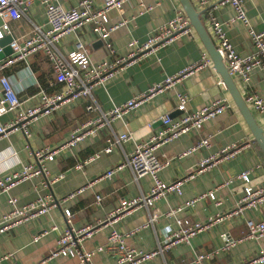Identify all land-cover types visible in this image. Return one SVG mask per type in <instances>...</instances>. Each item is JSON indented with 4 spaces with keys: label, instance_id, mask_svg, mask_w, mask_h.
<instances>
[{
    "label": "crops",
    "instance_id": "obj_1",
    "mask_svg": "<svg viewBox=\"0 0 264 264\" xmlns=\"http://www.w3.org/2000/svg\"><path fill=\"white\" fill-rule=\"evenodd\" d=\"M59 1L66 8L77 6L80 2ZM92 1L94 6L99 8L107 0ZM217 2L210 0L211 5L217 6L212 12L220 22L226 24L230 42L240 55L251 54L254 46L248 27L240 21H232L235 11L230 5H220ZM192 4L198 10L193 1ZM211 5L209 9L212 8ZM245 9L251 26L256 31H263L264 0H246ZM178 11L186 14L179 0H130L123 4L121 10L111 8L108 11L110 24L120 21L125 23L110 32L106 39L95 34L91 25H86L77 34L64 38L60 47L63 52L68 53L75 48L77 40L80 39L89 47L90 57L95 63L111 57L119 58L128 54L130 42L145 43L158 26L173 18ZM200 17L210 35L207 18ZM5 22V19L0 18V26ZM44 22V9L38 3H34L27 15H22L15 21H8V24L12 36L21 38L30 32L32 23ZM99 40L103 42L99 43ZM111 50L114 51L113 56H110ZM203 54L208 52L193 28L191 33L178 36L167 46L123 64L112 77L93 88L94 100L103 111H109L114 105L127 102L134 96L146 92L152 85L162 83L168 76L199 62ZM4 75L18 88L23 89V94L29 96L39 92L40 87L45 88L43 86L45 84H48V88L50 85V90L45 88L48 92H55L61 87L54 82L52 65L41 53L30 57L28 66L18 62L4 69L0 72V78ZM42 80H45L44 84ZM234 80L243 97L256 92L264 100V70L254 69L248 83ZM220 81L223 79L214 64L213 67L194 70L139 107L125 113L122 119L115 120L111 127L100 130L96 136L64 151L54 161L47 162L48 176L31 177L15 185L8 192L0 194V226L4 216L11 209L8 203L10 197L16 198L19 204H26L44 195L52 196L59 202L47 214L39 215L0 234V255L8 253L11 256L4 264H34L44 259L46 260L44 264H78L77 257L48 258L56 247L59 236L68 227L64 215L66 209L72 212V225L75 228L98 225L101 222L92 236L83 243L87 251L94 252L91 264L116 263L117 257L114 254L99 250L106 245L111 229L114 228L124 235L138 229L137 233L126 236V242L148 252L157 249L166 234L178 228V218L183 217L192 222L202 223L212 217L220 219L210 228L192 236L189 242L179 243L165 250L163 254L139 264H264L251 262L264 248V236L260 239L246 237L248 219L264 221V202L255 208L229 215L236 209L242 195L241 191L237 190L242 186V181L230 182V179L244 170L255 168L251 177L256 183L264 184V154L228 88L225 84L219 83ZM30 88L36 90L29 93ZM2 91L0 81V96ZM178 93L189 96L188 107L191 111L215 99H223L228 107L216 118L206 122L200 132L183 134L156 150L158 157L164 162V167L159 173L162 181L171 183L189 176L180 193L170 192L149 208L141 206L117 220L108 221V214L119 206L122 199L149 194L153 180L150 175L136 180L128 166H124L111 178L100 176L110 168L123 163L137 143L146 142L151 135L159 131L163 127V122L160 121L162 116L169 114L172 118H177L182 114L178 110ZM36 101L29 100L25 105H34ZM86 103L85 100H76L62 105L51 114L39 116L31 124L29 136L22 130L1 136L0 176L34 163L36 150L61 145L75 128L97 116L98 112L87 111ZM249 108L264 129V116L255 113L250 106ZM13 115L5 114L1 121L6 122ZM123 132L130 133L132 138L122 145H116L110 153H106L108 139H114L113 134L120 135ZM204 137L210 138V145L191 151L196 142ZM233 144L244 146L234 157L221 159L216 165L198 171L204 158ZM85 160L87 162L82 169L76 168L78 162ZM58 176H61L60 179L51 182ZM80 189L81 192H77ZM210 190H215V200L202 199L180 212L168 214ZM72 193H75L72 198L63 201V198ZM97 196L102 197L101 201H96ZM152 212L158 213V219L147 225ZM37 234L41 236L34 240ZM227 238L236 240V243L224 249ZM199 254L206 255L204 260L196 261Z\"/></svg>",
    "mask_w": 264,
    "mask_h": 264
},
{
    "label": "built area",
    "instance_id": "obj_2",
    "mask_svg": "<svg viewBox=\"0 0 264 264\" xmlns=\"http://www.w3.org/2000/svg\"><path fill=\"white\" fill-rule=\"evenodd\" d=\"M127 1L130 0H107L102 7L98 8L94 6L92 0H80L77 6L66 8L59 0H0V18L6 20L0 26V40L8 35L12 36L8 21H15L20 19L22 15H27L34 3H38L44 9L45 14V22L43 24L32 23V28L26 36L21 38L12 36V41L9 43L12 54L0 59V72L18 62H23L28 66L30 57L41 53L46 56L52 65L55 75L54 82L61 86L55 92H48L45 88L40 87L39 92L34 96H29L23 94V89L18 88L9 77L5 75L1 76L0 81L3 91L0 96V137L6 136L15 130H22L29 136L30 126L35 119L41 115L51 114L62 105L72 103L76 100H85L87 102V111L98 112L97 116L75 128L70 137L61 145L36 150L34 152V163L24 165L20 170L0 176V194L8 192L15 185L31 177L38 175L48 176L49 170L47 168V162L54 161L64 151L77 146L80 142L90 137L96 136L100 130L111 127L115 120L122 119L125 113L139 107L143 102L155 96V94L174 85L181 77L199 68L213 67V61L210 56L203 54L199 62L186 66L177 74L168 76L162 83L152 85L146 92L134 96L127 102L114 105L109 111H103L94 100L92 93L96 85L112 77L123 64L145 56L158 48L165 47L176 40L178 36L193 31L187 15L183 11H178L173 18L158 26L153 35L145 43L138 44L136 41L130 42L129 52L125 56L119 58L111 57L102 62L95 63L90 57L89 47L80 39L77 40L75 48L72 51L68 53L62 51L60 44L63 39L77 34L86 25H91L95 34L102 39H106L110 32L125 23V21H120L110 24L108 11L111 8L121 10L123 4ZM192 1L197 5L202 18H207L212 41L233 79L240 80L242 83H248L250 74L254 69L264 70V30L256 31L251 26L245 9L246 0H217V3L220 5H230L235 11V16L232 21H240L248 27L254 51L247 56L240 55L237 52L227 35L226 24L220 22L213 14L212 9L217 7L216 4L214 6L211 5L210 0ZM209 5L212 6L211 9L208 8ZM1 51L2 47H0ZM113 53L114 51L111 50L110 56H113ZM219 83L225 84L224 81H220ZM23 96H25V99H23ZM177 98L179 101L178 110L182 114L177 118H172L169 114L162 116L163 127L159 131L151 135L146 142L137 143L134 150L127 156L123 163L110 168L100 176V178H111L116 172L124 168V166H128L133 171L136 180L145 175H150L153 180L149 194L132 199H122L119 206L108 214V221L117 220V218L141 206L149 208L158 199L170 192L180 193L183 184L189 179V176L171 183L162 181L159 173L164 167V162L160 160L156 150L183 134L200 132L206 122L216 118L228 107L223 99H215L191 111L188 107L189 96L187 94L178 93ZM32 99L37 100L34 105H25L26 102ZM244 99L255 113L264 116V100L259 94L256 92L248 93ZM8 113H13V117L6 122H2L1 118ZM113 135L114 139H108L109 144L105 149L106 153H110L116 145H122L123 142H127L132 138L128 132ZM209 145L210 138L204 137L196 142L191 148V151ZM243 146L233 144L222 148L217 153L204 158L200 162L198 171L216 165L221 159L234 157ZM86 162L87 160L78 162L76 168L82 169ZM254 169L244 170L237 174L235 178L230 179V182L236 180L242 181V186L237 188V190L241 191L242 195L237 202L236 209L229 213V215L255 208L264 202V184L256 183V180L251 177ZM60 177L53 178L51 182L57 181ZM77 192H81V189L77 190ZM74 195L75 193H72L68 197L63 198V201L72 198ZM215 197V190H210L185 202L182 206L168 214L173 215L174 213L180 212L186 207L193 206L197 201L202 199L215 200ZM96 199L99 202L102 197L97 196ZM8 203L11 209L4 216L0 226V234L25 224L39 215L47 214L59 202L52 196L44 195L26 204H19L16 198L10 197ZM64 215L68 227L59 236L56 247L48 258L56 256L77 257L79 259L78 264H91L94 252L87 251L83 243L85 239L92 236L101 222L98 225L75 228L72 225L73 215L71 210H64ZM158 216L157 212H152L147 225L155 222ZM219 219L212 217L202 223L192 222L185 217L178 218V228L166 234L163 242L159 244L157 249L148 252L130 246L126 242V236L137 233L138 229L132 230L124 235L113 228L108 234L106 245L100 247L99 250H105L114 254L117 257L115 264H139L161 253L163 254L165 250L179 243L189 242L192 236L204 229L210 228ZM246 225L247 238L260 239L264 236V221L248 219ZM40 236L41 234H37L34 236V240H38ZM235 243L236 240L227 238L224 249H228ZM10 257L8 253L0 255V264H4ZM205 257L206 255L199 254L197 255L196 261H202ZM45 261L44 259L34 264H44ZM251 262L264 263V248L260 255L252 259Z\"/></svg>",
    "mask_w": 264,
    "mask_h": 264
},
{
    "label": "water",
    "instance_id": "obj_3",
    "mask_svg": "<svg viewBox=\"0 0 264 264\" xmlns=\"http://www.w3.org/2000/svg\"><path fill=\"white\" fill-rule=\"evenodd\" d=\"M184 11L186 12L191 26L195 29L200 40L202 41L208 55L213 61L214 67L217 72L221 75L226 87L231 93L239 111L241 112L243 118L245 119L247 125L249 126L255 141L259 145L261 151L264 154V129L258 124L254 114L250 110L249 106L244 100L237 83L229 74L227 67L225 66L223 59L219 52L216 50L214 42L212 41L202 19L201 12L196 10L191 0H179ZM12 41V36L8 35L5 38L0 40V47L2 51L0 52V59L5 58L6 56L12 54V49L9 46V43ZM102 40H99V43H102ZM162 122V120H160Z\"/></svg>",
    "mask_w": 264,
    "mask_h": 264
},
{
    "label": "trees",
    "instance_id": "obj_4",
    "mask_svg": "<svg viewBox=\"0 0 264 264\" xmlns=\"http://www.w3.org/2000/svg\"><path fill=\"white\" fill-rule=\"evenodd\" d=\"M43 81V84L45 83L44 81L45 80H42ZM47 90H50V85H49V88H48V84H45V85H43ZM36 90V89H35ZM35 90H33V88H30V91H29V93H33ZM80 161H82V160H80Z\"/></svg>",
    "mask_w": 264,
    "mask_h": 264
}]
</instances>
